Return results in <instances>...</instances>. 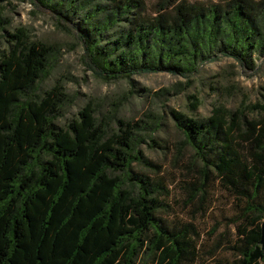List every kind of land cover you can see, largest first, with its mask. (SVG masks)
<instances>
[{"label":"trees","instance_id":"obj_1","mask_svg":"<svg viewBox=\"0 0 264 264\" xmlns=\"http://www.w3.org/2000/svg\"><path fill=\"white\" fill-rule=\"evenodd\" d=\"M2 1L0 264H264V102L216 104L202 118L171 109L183 135L175 162L190 152L183 188L193 217L215 182L238 201L235 230L202 252L197 225L170 217L162 166L141 148L151 125L98 114L92 101L61 122L72 94L61 78L40 90L56 44L9 29ZM31 2L77 37L107 81L163 71L189 82L222 56L255 71L264 57V0H159L152 10L145 0Z\"/></svg>","mask_w":264,"mask_h":264},{"label":"rangeland","instance_id":"obj_2","mask_svg":"<svg viewBox=\"0 0 264 264\" xmlns=\"http://www.w3.org/2000/svg\"><path fill=\"white\" fill-rule=\"evenodd\" d=\"M145 1L149 10H152L159 0ZM1 4L5 15L11 20L9 29L25 27L34 39L56 44L54 64L48 76L41 81L40 90L50 88L61 78L72 94L74 103L61 117V122L65 123L89 101L94 103L98 114L116 110L125 118L144 119V124L147 122L152 128L144 132L147 133L146 140L141 143V148L162 166L160 174L170 191L165 198L172 207L170 217L192 220L197 225L201 234L202 252L204 244L205 249H209L222 239L221 234L235 230L231 219L238 212V201L219 182L211 186L206 211L193 217L194 205L187 202L188 195L183 188L188 178L185 165L190 152L185 150L184 158L179 164L175 162L177 142L183 139V135L175 126L171 109L202 118L208 116L216 104L237 108L243 103H263L264 57L256 59L258 66L255 71L247 70L232 57L222 56L206 63L201 72L189 82L185 77L163 71L107 81L96 76L86 65L80 41L74 34L63 30L48 9L35 5L31 0H4ZM192 95L200 100L196 110L192 109ZM149 112L155 113L156 117L149 116ZM250 114L260 115L259 112ZM219 255L229 256L230 253L222 250Z\"/></svg>","mask_w":264,"mask_h":264},{"label":"water","instance_id":"obj_3","mask_svg":"<svg viewBox=\"0 0 264 264\" xmlns=\"http://www.w3.org/2000/svg\"><path fill=\"white\" fill-rule=\"evenodd\" d=\"M261 244L264 247V221L262 222Z\"/></svg>","mask_w":264,"mask_h":264}]
</instances>
